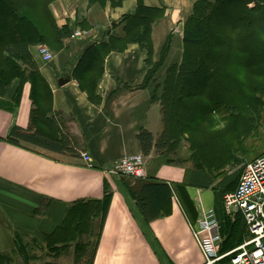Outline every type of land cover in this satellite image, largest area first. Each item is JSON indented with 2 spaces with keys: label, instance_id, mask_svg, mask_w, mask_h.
Instances as JSON below:
<instances>
[{
  "label": "trees",
  "instance_id": "obj_1",
  "mask_svg": "<svg viewBox=\"0 0 264 264\" xmlns=\"http://www.w3.org/2000/svg\"><path fill=\"white\" fill-rule=\"evenodd\" d=\"M57 1L0 0V109L13 112L21 103L24 86L30 83L36 105L30 126L15 127L8 143L74 157L77 150L67 138H55L43 131L44 124L56 130L60 127L42 111L43 103L48 104L51 96L32 52L41 45L60 52L74 29L90 28L86 21L74 28L69 24L59 27L52 12ZM125 1L129 0H89V8L106 9L110 5L117 9ZM135 1L134 13L124 15L110 27L101 42L88 43L70 76L91 99L108 55L124 53L132 45L148 55L149 63L155 55L154 27L166 18L167 8L149 7L147 0ZM172 45L173 34H169L143 88L157 81ZM161 78L152 102L161 106L164 131L156 142L150 132L142 130V151L149 156L155 149L169 159L168 163L182 166L186 162L177 161V151L186 142L193 152V167L187 171L184 184H146L138 200L140 210L150 223L172 214L175 195L185 206L186 187L212 189L218 207L221 205L217 213L222 238L219 253L227 254L251 238L241 213L234 222L226 215L223 197L236 189L243 173H227L226 169L239 164L232 152H239L237 145L251 136L257 127L255 119L264 108V0H196L184 26L182 61L167 67ZM15 81H19V87L12 102H7ZM223 152L231 155L226 158ZM112 198L106 183L102 200H82L71 206L64 223L52 235L45 236L46 251L34 244L29 247L18 235L16 251L0 253V264H22V257L30 264H94L98 244L94 243V233L99 223L101 234Z\"/></svg>",
  "mask_w": 264,
  "mask_h": 264
},
{
  "label": "crops",
  "instance_id": "obj_2",
  "mask_svg": "<svg viewBox=\"0 0 264 264\" xmlns=\"http://www.w3.org/2000/svg\"><path fill=\"white\" fill-rule=\"evenodd\" d=\"M161 1L147 0L146 5L166 6ZM136 7L135 0L125 1L117 9H111L110 5L106 9L89 8V0H58L52 5V12L59 27L69 24L74 28L85 21L101 24V31L89 30L98 34L97 40L101 42L105 29L118 24L124 15L134 13ZM162 22L154 27L156 52L151 63L137 45L124 53H111L105 58L104 72L93 99L70 77L92 40L66 39L64 49L54 52L49 64L41 62L37 53L40 46L32 49L51 96L48 104L43 103L42 111L60 127L56 130L44 124L43 131L55 138H67L77 154L72 157L8 143L15 127L30 126L32 110L36 109L30 83L24 86L21 103L13 112L0 109V253L16 251L18 235L27 245L34 244L46 251L45 236L52 235L64 223L71 206L82 200H102L107 183L113 198L101 234L99 223L94 233V243L98 242L94 264H206L194 229L204 210L214 211L217 217L221 205L218 207L212 189L186 187L185 206L175 195L172 214L150 223L143 217L138 202L146 184H184L187 171L193 167L190 162L193 152L186 142L177 151V161L186 162L181 166L168 163L169 159L155 149L145 156L139 141L142 130L150 132L156 142L162 135L161 106L152 99L166 68L182 61L183 36L173 41V48L181 51V55L172 54L157 81L142 87L148 71L159 61L160 50L169 35ZM67 77L71 82L61 86L60 79ZM18 87L19 81H15L6 96L7 102H12ZM84 153L91 156L92 167L83 159ZM240 153L232 152L239 162L232 169L243 170L262 155L247 162L239 157ZM135 155L145 157V178L109 174L114 162ZM223 155L227 158L231 152ZM238 214L228 217L234 222ZM20 263L30 264L25 257Z\"/></svg>",
  "mask_w": 264,
  "mask_h": 264
},
{
  "label": "built area",
  "instance_id": "obj_3",
  "mask_svg": "<svg viewBox=\"0 0 264 264\" xmlns=\"http://www.w3.org/2000/svg\"><path fill=\"white\" fill-rule=\"evenodd\" d=\"M98 38V34L79 28L74 29L71 36L72 40L89 39L93 42ZM37 53L43 64L54 59V54L45 46H40ZM83 159L89 167L93 166L88 153L83 154ZM145 165L143 155L128 156L114 162L109 174L143 179ZM223 205L227 216L236 212L243 215L251 238L231 252L220 254V222L214 211L204 210L194 233L206 264H264V154L245 166L236 189L224 195Z\"/></svg>",
  "mask_w": 264,
  "mask_h": 264
},
{
  "label": "rangeland",
  "instance_id": "obj_4",
  "mask_svg": "<svg viewBox=\"0 0 264 264\" xmlns=\"http://www.w3.org/2000/svg\"><path fill=\"white\" fill-rule=\"evenodd\" d=\"M161 2L163 4L165 3L166 6L164 7L167 8V15L166 18L163 20L162 22L163 24H161V26L166 28L165 30H167L168 34H173V41L175 37L177 38V40H180L181 36H183L185 22L187 18L190 16L193 5L196 2V0H163ZM100 12H102V10ZM100 17H102V15H100L97 19L99 20ZM87 24L89 25L90 28L86 29L81 26H78L76 29L79 28L89 31L92 30V28H95L97 29V31H101L99 30L100 29L99 27H102L101 24H99L98 26L97 24H92L90 22H87ZM109 29L110 27L106 28L105 30L108 31ZM42 46L47 47L50 50V52L54 54V51L49 46L47 45H42ZM176 50L177 49L173 48L172 45V50L169 57L171 56L172 58V54L181 55V51L179 50L176 51ZM249 116L255 117V115H249ZM257 118L255 119L257 122V127L253 128L254 130L253 132L251 131V136H248L242 145L240 144L237 145V149H239L240 150L239 152H241L240 153L241 155H239V157H241L243 161L251 162L253 161L254 158H256V155L264 154V108L261 110L260 115L257 116ZM223 126L224 125H220L219 128H223ZM243 153L245 154L242 155ZM238 169L239 168L230 169L229 167L226 170L229 175H232V173H235L236 170Z\"/></svg>",
  "mask_w": 264,
  "mask_h": 264
},
{
  "label": "water",
  "instance_id": "obj_5",
  "mask_svg": "<svg viewBox=\"0 0 264 264\" xmlns=\"http://www.w3.org/2000/svg\"><path fill=\"white\" fill-rule=\"evenodd\" d=\"M71 82L70 77L60 79L59 83L61 86H65Z\"/></svg>",
  "mask_w": 264,
  "mask_h": 264
}]
</instances>
